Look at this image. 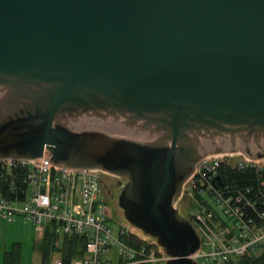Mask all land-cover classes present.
Wrapping results in <instances>:
<instances>
[{
  "label": "water",
  "instance_id": "obj_1",
  "mask_svg": "<svg viewBox=\"0 0 264 264\" xmlns=\"http://www.w3.org/2000/svg\"><path fill=\"white\" fill-rule=\"evenodd\" d=\"M264 159V0H0V160L126 179L117 206L165 264L204 157Z\"/></svg>",
  "mask_w": 264,
  "mask_h": 264
},
{
  "label": "built area",
  "instance_id": "obj_2",
  "mask_svg": "<svg viewBox=\"0 0 264 264\" xmlns=\"http://www.w3.org/2000/svg\"><path fill=\"white\" fill-rule=\"evenodd\" d=\"M254 160L240 152L204 157L183 183L175 206L183 200L192 208L187 218L200 236V247L189 258L197 264H236L264 247V193L262 209H257L244 193L233 192L224 176L226 169H252L264 183V165ZM101 182L99 170L71 169L44 160H0V218L30 223L38 240L47 226L59 238L82 235L85 253L70 264H165L167 255L155 246L127 242L136 230L127 222L116 232L109 227L113 216ZM52 256L53 264H62Z\"/></svg>",
  "mask_w": 264,
  "mask_h": 264
},
{
  "label": "trees",
  "instance_id": "obj_3",
  "mask_svg": "<svg viewBox=\"0 0 264 264\" xmlns=\"http://www.w3.org/2000/svg\"><path fill=\"white\" fill-rule=\"evenodd\" d=\"M225 179L229 183L231 190L235 193H244L250 202L255 203L257 209H262L260 200L264 193V183L259 182L254 170H230L226 169ZM7 182L3 183V188L7 187ZM249 190L248 194L245 193ZM247 211L254 216L252 208L247 207ZM131 245L146 244L155 246L161 253L162 250L157 246L152 238L144 236L139 230H134L127 240ZM40 254V264H49L52 254L59 252L62 264H70L74 258L82 257L85 253L84 237L79 234L59 238L55 235L50 226L45 229L43 237L36 244ZM21 244L15 243L11 249L3 254V264H20ZM236 264H264V247L258 254L245 255L241 257Z\"/></svg>",
  "mask_w": 264,
  "mask_h": 264
},
{
  "label": "rangeland",
  "instance_id": "obj_4",
  "mask_svg": "<svg viewBox=\"0 0 264 264\" xmlns=\"http://www.w3.org/2000/svg\"><path fill=\"white\" fill-rule=\"evenodd\" d=\"M254 161L257 165H264L263 158L255 159ZM99 174L101 180L105 182L106 185H113L111 191L114 193L113 201L108 202L111 208L113 219L108 225L113 231L116 232V230L123 226L125 222L122 211L117 206V198L121 189H118V187L115 186L116 182L121 179L102 171H99ZM177 209L179 213L185 218L190 215L192 210V208L188 206L183 200L179 202ZM38 241V233L30 223L25 222L21 218H15L11 222L0 218V264H3L4 252L10 250L12 245L15 243L21 244L20 264H40V254L36 247ZM261 250L262 249H260V251ZM260 251L258 253H260ZM53 254L55 257L60 258L59 252H55ZM49 264H53V259L50 260Z\"/></svg>",
  "mask_w": 264,
  "mask_h": 264
},
{
  "label": "flooded vegetation",
  "instance_id": "obj_5",
  "mask_svg": "<svg viewBox=\"0 0 264 264\" xmlns=\"http://www.w3.org/2000/svg\"><path fill=\"white\" fill-rule=\"evenodd\" d=\"M111 176H113V175H111ZM115 177H117V176H115ZM119 178H120L121 180H118V181L116 182L115 186L118 187V189H121L122 186L125 184L126 179H125V178H122V177H119ZM109 187H110V188H109ZM112 187H113V185L108 186V185H106L105 182H103V181L101 182V190H102V194H103L104 197L106 198L107 203L113 201V195H114V193L111 192V191H112ZM111 193H112V194H111ZM108 204H109V203H108Z\"/></svg>",
  "mask_w": 264,
  "mask_h": 264
}]
</instances>
